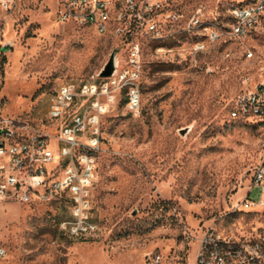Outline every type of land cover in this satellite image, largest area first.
Returning <instances> with one entry per match:
<instances>
[{"label": "rangeland", "instance_id": "obj_1", "mask_svg": "<svg viewBox=\"0 0 264 264\" xmlns=\"http://www.w3.org/2000/svg\"><path fill=\"white\" fill-rule=\"evenodd\" d=\"M246 2L183 0L185 19L163 38L142 39L140 112L120 97L102 122L98 231L84 238L61 231L59 199H6L0 264H152L155 253L161 264H195L208 226L264 234L263 209H236L264 157V123L228 112L264 61V15L245 37L232 33V9ZM194 15L199 22L189 25ZM0 36V119L32 129L62 83L93 79L116 47L118 58L123 50L88 24L58 20L52 0H0ZM250 197H262L259 186Z\"/></svg>", "mask_w": 264, "mask_h": 264}, {"label": "built area", "instance_id": "obj_2", "mask_svg": "<svg viewBox=\"0 0 264 264\" xmlns=\"http://www.w3.org/2000/svg\"><path fill=\"white\" fill-rule=\"evenodd\" d=\"M52 1L58 20L88 24L114 37L123 46L122 56L110 76L62 83L50 97L40 128L32 129L13 117L0 119V202L59 199L64 204L60 229L84 238L99 229L93 189L103 119L121 98L128 110L140 112L142 39L163 38L168 27L186 15L180 8L183 0ZM263 15L264 0H247L235 6L232 33L245 37ZM192 21L198 23L199 18L194 15L189 25ZM203 48L204 44H195L196 50ZM231 106L232 119L264 123V61L257 78L236 94ZM255 186L262 193L258 200L250 197ZM236 209L264 210V157L255 166L250 190ZM5 255V248L0 246V257ZM151 259L152 264H161L160 254ZM195 264H264V234L236 236L208 226L199 238Z\"/></svg>", "mask_w": 264, "mask_h": 264}, {"label": "water", "instance_id": "obj_3", "mask_svg": "<svg viewBox=\"0 0 264 264\" xmlns=\"http://www.w3.org/2000/svg\"><path fill=\"white\" fill-rule=\"evenodd\" d=\"M7 47L8 46H5L4 48H7ZM120 49L121 47L118 46L111 52L109 59L99 71L98 73L99 76H110L116 71L118 67V55H119ZM184 132L185 130H181V133H184Z\"/></svg>", "mask_w": 264, "mask_h": 264}, {"label": "trees", "instance_id": "obj_4", "mask_svg": "<svg viewBox=\"0 0 264 264\" xmlns=\"http://www.w3.org/2000/svg\"><path fill=\"white\" fill-rule=\"evenodd\" d=\"M230 109H231V107H230ZM230 109H229V111H230ZM229 111H228V112H229ZM236 120H239V119H236ZM61 231H62V230H61Z\"/></svg>", "mask_w": 264, "mask_h": 264}]
</instances>
